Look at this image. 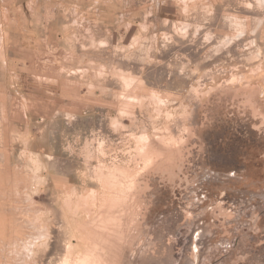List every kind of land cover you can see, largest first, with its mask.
Listing matches in <instances>:
<instances>
[{
	"label": "rangeland",
	"instance_id": "rangeland-1",
	"mask_svg": "<svg viewBox=\"0 0 264 264\" xmlns=\"http://www.w3.org/2000/svg\"><path fill=\"white\" fill-rule=\"evenodd\" d=\"M77 263L264 264V0H0V264Z\"/></svg>",
	"mask_w": 264,
	"mask_h": 264
},
{
	"label": "bare ground",
	"instance_id": "bare-ground-1",
	"mask_svg": "<svg viewBox=\"0 0 264 264\" xmlns=\"http://www.w3.org/2000/svg\"><path fill=\"white\" fill-rule=\"evenodd\" d=\"M87 258H88V257H87ZM92 260H93V259H92ZM79 261L83 263V259H80ZM82 263H81V264H82ZM77 264H80V263H77Z\"/></svg>",
	"mask_w": 264,
	"mask_h": 264
}]
</instances>
